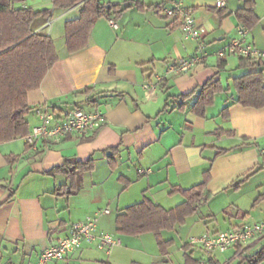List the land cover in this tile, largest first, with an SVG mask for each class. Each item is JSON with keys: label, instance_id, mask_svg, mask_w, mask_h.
Here are the masks:
<instances>
[{"label": "crops", "instance_id": "1", "mask_svg": "<svg viewBox=\"0 0 264 264\" xmlns=\"http://www.w3.org/2000/svg\"><path fill=\"white\" fill-rule=\"evenodd\" d=\"M98 1L107 7L135 2L144 7L100 17L88 46L73 54L65 43V22L78 18L81 6L54 11L48 22L41 23L38 29L54 40L59 60L41 87L29 94L27 119L32 130L39 124L36 109L47 105L88 112L99 109L105 113L106 123L85 136L68 134L56 143L39 142L36 148L28 146L25 138L0 145V183L7 187L0 189V264H38L45 249L69 235L73 223L96 214L100 216L98 230L113 234L122 244L107 254L94 243H85L64 260L49 264H185L186 255L200 264L210 260L244 264L246 257L264 246L259 247L264 236L213 254L198 245L188 244L186 250L183 241L179 258L177 251L172 252L176 243L173 235L179 236L177 229H183L196 214L162 232L164 240L172 241L166 254L161 253L153 233L122 235L116 226L121 210L145 198L166 209L180 204L184 199L171 194L172 188L198 185L208 168L211 198L217 199V206H236L237 210L231 214L223 209L220 225L210 207L208 219L203 221L204 232L257 222L253 220L254 202L262 198L264 206V107L237 103L234 78L256 71L264 75V65L241 67V58L216 55L235 37L237 11L244 7V1L228 0L221 10L215 9V0ZM177 1L193 8L210 54L188 73L167 71L169 63L193 55L197 47L196 41L183 36L178 19L167 18L162 12ZM254 1L259 22L249 29L248 39L264 50V0ZM44 3L49 7L34 9L26 2L17 6L52 8L51 0ZM211 80L219 82L223 90L215 95L205 115L199 116L193 107L202 87ZM146 83L155 87L150 98L144 89ZM113 149H117L114 154ZM91 157L94 169L83 175L79 191L61 195L58 189L68 184L67 176L48 172L67 161L85 162ZM140 169L151 171L142 175ZM241 199L242 205L238 203ZM212 221L217 226L210 229Z\"/></svg>", "mask_w": 264, "mask_h": 264}, {"label": "trees", "instance_id": "2", "mask_svg": "<svg viewBox=\"0 0 264 264\" xmlns=\"http://www.w3.org/2000/svg\"><path fill=\"white\" fill-rule=\"evenodd\" d=\"M25 0H0V145L25 138L30 132L27 119L31 108L29 94L41 87L45 77L59 60L54 40L39 31L41 23L48 22L54 11H67L81 6L78 18L65 22V43L70 54L85 49L89 44L90 34L95 22L105 15H119L130 7L143 8L139 2L121 7L111 4L107 7L98 0H51L52 9L34 10L18 7ZM244 7L237 11L239 23L248 29L253 28L259 17L255 13V1L243 0ZM260 62L242 59L241 67L261 66ZM238 94L237 103L254 108L264 107V75L263 71L251 72L234 78ZM219 82L213 80L203 87L193 111L204 116L207 107L214 103L215 95L222 91ZM228 107L223 110L227 115ZM112 154L117 149L111 150ZM94 169V159L85 162L67 161L63 165L50 170L49 174L62 172L67 176L68 184L61 186V195H75L80 187L83 175ZM247 177L242 178L240 184ZM210 181V168L204 172L201 183L188 189L173 187L171 194H180L183 201L171 209L145 198L121 210L116 217L117 232L122 235L139 236L153 233L161 253L166 254L172 245L171 240H164L163 231H171L182 225L187 218L197 213L199 208L208 202L210 194L207 185ZM7 187L0 183V189ZM188 244L185 249H188ZM208 264H219L210 260ZM264 263V246L251 256L246 257L244 264ZM185 264H200L186 255ZM203 264V263H202Z\"/></svg>", "mask_w": 264, "mask_h": 264}, {"label": "built area", "instance_id": "3", "mask_svg": "<svg viewBox=\"0 0 264 264\" xmlns=\"http://www.w3.org/2000/svg\"><path fill=\"white\" fill-rule=\"evenodd\" d=\"M228 0H215V9L221 10L226 7ZM167 18H175L180 21V30L188 40L197 42L193 55L180 57L167 66L168 73H188L196 66L204 63L210 56L207 51V43L204 39V31L200 28L194 16L193 8L185 5L183 1L174 2L171 7L162 8ZM113 23V22H112ZM249 29L239 23L236 27V35L216 55L224 59L235 56L241 59L258 60L264 62V50L258 49L249 39ZM148 98L154 94L155 87L149 83L144 85ZM39 124L34 126L25 137L27 145L36 148L39 142L56 143L65 135L78 134L85 136L99 130L106 123V115L99 109L85 111L80 108L57 109L47 105L36 109ZM150 169H140L139 173L144 175ZM107 210L101 213H107ZM100 216L96 214L85 221L76 222L71 225L68 236L60 239L58 243L44 250L38 260V264H49L53 261L64 260L71 253L82 248L85 243L96 245V248L111 254L113 250L122 244L121 240L113 234L98 230ZM264 236V221L261 223H248L240 227L218 232L206 231L190 239V245H198L209 254L215 252H226L227 250L249 243L250 241ZM203 264H208L204 262Z\"/></svg>", "mask_w": 264, "mask_h": 264}, {"label": "rangeland", "instance_id": "4", "mask_svg": "<svg viewBox=\"0 0 264 264\" xmlns=\"http://www.w3.org/2000/svg\"><path fill=\"white\" fill-rule=\"evenodd\" d=\"M24 2H26L29 7H32L34 9L47 8L50 5V4L46 5L44 3V0H25ZM216 201H217V199L213 200L210 196L208 202H206L205 204H203L199 208V210L196 213V216L193 217L191 220L189 219V221L183 227V229H180V227L177 229L180 231V233H179V236L177 233H175V235H173L176 239V243H175V246L172 248V252L174 250V251H177L179 253V255L182 254L181 248H180L181 242L184 241L185 243H189L190 239L192 237L202 234L205 231V229H207L206 224H204L203 221L208 219L207 215L210 214V212H209L210 207H212L213 211L216 212L217 220L220 221V223H221L220 225H222L223 217L225 214V213H223L224 212L223 209L226 211V213H231V214L236 213V210H237L236 206H217L218 204L216 203ZM262 202H263L262 198L257 200L256 202H254V206L257 207V209H255V213H253V216H254L253 220L257 221L255 223H261L264 220V206H261ZM238 203L240 205H242L244 202L241 199L240 201H238ZM211 205H213V206H211ZM250 207L251 206H241L242 209H250ZM204 216H206V217H204ZM199 219H200V221H199ZM215 223H216L215 221L209 222L208 223L209 228L213 229V227H216L217 225ZM262 245H264V240H263V242H261L259 247H261ZM177 252H175V253H177ZM179 255H178V257L181 258V255L180 256ZM239 262L240 261L235 260L233 264H239Z\"/></svg>", "mask_w": 264, "mask_h": 264}]
</instances>
